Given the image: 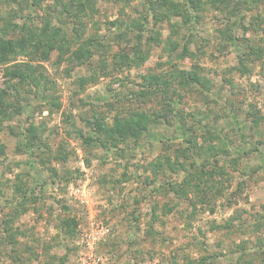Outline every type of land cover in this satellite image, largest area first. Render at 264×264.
Masks as SVG:
<instances>
[{
    "label": "rangeland",
    "instance_id": "1",
    "mask_svg": "<svg viewBox=\"0 0 264 264\" xmlns=\"http://www.w3.org/2000/svg\"><path fill=\"white\" fill-rule=\"evenodd\" d=\"M54 1L27 0L23 10L0 0V30L8 18L39 28ZM145 1L97 0L85 37L103 42L89 57L44 45L0 62V87L9 94L0 114V264H78L92 218L110 226L97 245L104 264H264V0H199L191 29L171 38L180 43L172 53L144 31L117 36L111 22H140ZM164 12L163 39L181 20ZM178 70L196 73L206 87L179 90L173 112L164 95L138 94L143 77L168 80ZM139 113L157 120L137 142L85 141L96 136L92 122L110 127ZM28 128L40 142L31 153ZM194 165L206 172L201 183ZM20 181L24 209L13 197ZM64 218H73L66 232Z\"/></svg>",
    "mask_w": 264,
    "mask_h": 264
},
{
    "label": "trees",
    "instance_id": "2",
    "mask_svg": "<svg viewBox=\"0 0 264 264\" xmlns=\"http://www.w3.org/2000/svg\"><path fill=\"white\" fill-rule=\"evenodd\" d=\"M7 1L9 3L17 2L18 4L19 3L21 4L22 2H27V0H7ZM43 1L44 0H32L31 6L42 7ZM122 1H123L122 2L123 4L122 7H123L126 5V3L130 4L132 0H122ZM218 1H222V0H216V3ZM96 2L97 0H55L53 5L47 6L45 8V14L43 17H41L42 22L39 28L38 27L34 28L35 26L32 27L26 22L17 25L15 23L10 22V18H8L6 26L0 30L1 32L0 62L5 63L9 59V57L14 56L16 54L27 53L26 52L27 48L32 47L34 49H38L44 45H46L47 48L49 49L52 47H56L62 54L74 50L73 54L71 55L72 57L75 56V58L81 59L82 57H84V55L89 57L92 53L90 49L92 47H95L97 44L103 42L102 40H99L100 38L97 37H93V36L85 37L86 25L84 23V19L86 17L93 16L95 14V12L97 11ZM21 6H22L21 9L24 10L25 8H27L26 6H30V5L29 4L27 5V3H25V5L21 4ZM200 7L201 6L199 0H185L183 6L181 7L173 3L171 0H147L143 3L142 10H140V13H142L140 14L141 15L140 22H136L134 19H131V21H129V23L127 24L124 22H120V20H114L111 22V24L120 29L119 33L117 34L118 37H121L122 34L125 35L126 31L135 32L137 30V33L144 31L147 35L146 38L148 39V42L155 43L156 45L164 42L166 47L172 48L170 51V53H172V51L178 48L180 43L177 42V40H173L171 38L174 35H180L181 32L179 33V31L182 28L191 29L193 25L191 10L193 9L198 10ZM164 11H166L167 17H181V20H174L173 22L169 23V36H167L165 39L162 38V33L157 28V25H159L158 22L163 21V18L166 17ZM151 14L154 15V19L152 21H149L148 17ZM58 15L60 17L59 20H61V23L57 24L53 21V18H55V16ZM150 22L152 23V27L150 26L146 27L145 24ZM129 26L131 28H128ZM122 27H124V29H121ZM141 38L142 37L138 35V39L141 40ZM190 39H192V37H190ZM76 44H78V47L73 49V47ZM186 47L187 46L183 44L182 47L183 53ZM88 48L89 50H87ZM77 50L80 51L77 52ZM123 55L124 57L125 56L127 57V53ZM139 58H142V56L139 55ZM11 75L14 76V74ZM170 75H171V79L168 80L167 79L165 80L164 78H159V76L156 74L155 75L151 74L147 77H143V80H145L147 86L142 85V88H140V92L138 94L143 97L154 94L164 95L165 96L164 98L166 99V105L167 107H169L167 112L170 111L173 112L171 110L172 109L171 105H173L172 100L175 98L180 99L181 91L179 90L190 88L193 86H201V87L204 86V88L206 87L204 81H202L200 76H198L196 73H193L191 71L178 70L176 71V73L172 72ZM27 77L28 78L30 77L31 81L38 84L37 81L33 80L32 76L30 75L29 76L21 75L20 78L26 80ZM175 80H177V84L175 83ZM8 95L9 94L7 88L0 87V105H2V107H0V114L4 112L6 105L5 97H7ZM150 115L151 114L139 113L135 117L128 119L127 122L115 123L110 127H106L102 119L97 120L96 122L91 123V128L95 131L96 136L95 137L85 136L84 137L85 141L88 143L97 142L99 143L98 145H105L106 143H109L108 139L110 138L112 140L111 145L117 146L116 142H114V137H115L117 138V140L120 141L126 142L128 140H133L137 142L141 134L144 132L143 129L147 127L146 126L147 122L150 120H154V121L157 120V118H154L153 116ZM161 116L162 114L160 116L158 115V119L161 118ZM23 135L25 139L24 146L27 148V150L30 153L34 152L35 149L39 147L40 144V142L39 144H36L37 141L36 131L33 128H28V130H25V132H23ZM191 141H192L191 147L192 148L197 147V140L192 139ZM3 154H4V148L0 144V155ZM60 159L65 160L64 157L57 158V160ZM192 164L193 163H190V165ZM171 165H172L171 168L175 169V167H173L174 165L173 164ZM193 168H195L196 172L199 173V175H196L197 177L196 182L201 183L203 179L202 176H205L206 172L202 168H199L195 165L193 166ZM189 173H191V170H189ZM19 177H20L19 174L15 176V178L18 179ZM176 187L172 186V189L175 192H178L179 190L176 189ZM197 187L200 186L197 184ZM13 191H14L13 194L14 198L21 196V200H18L15 205L16 208L24 209L26 206L25 205L26 202L29 201V198L26 195V192L23 191V183L21 181L15 182L13 184ZM37 198L38 197H31V199L33 200L30 199V201L36 202ZM72 221L73 218H66V219L64 218L62 220L61 225L64 227V229H62L64 230V232H66L65 229L66 226H71Z\"/></svg>",
    "mask_w": 264,
    "mask_h": 264
},
{
    "label": "built area",
    "instance_id": "3",
    "mask_svg": "<svg viewBox=\"0 0 264 264\" xmlns=\"http://www.w3.org/2000/svg\"><path fill=\"white\" fill-rule=\"evenodd\" d=\"M110 233V226L101 220L91 219L89 228L81 236L78 264H104L105 257L97 252V245Z\"/></svg>",
    "mask_w": 264,
    "mask_h": 264
}]
</instances>
